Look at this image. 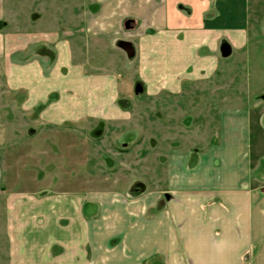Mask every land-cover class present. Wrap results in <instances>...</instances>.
<instances>
[{
	"label": "crops",
	"instance_id": "obj_1",
	"mask_svg": "<svg viewBox=\"0 0 264 264\" xmlns=\"http://www.w3.org/2000/svg\"><path fill=\"white\" fill-rule=\"evenodd\" d=\"M88 2L95 12L87 16L86 38L102 51L98 60L114 52L110 61H93L89 47L57 35H0L5 58L53 50L42 60L11 62L7 75L9 90L24 95V110L40 109L42 124L125 119L118 99L133 80L153 98L213 80L238 63L255 64L264 76V28L251 25L248 8L253 2L257 13L264 0ZM124 42L135 50L130 79L120 71ZM259 126L264 131V114ZM252 147L251 107L238 105L222 113L215 145L169 158L163 192L130 199L119 191H2L3 264H264V174L252 170Z\"/></svg>",
	"mask_w": 264,
	"mask_h": 264
},
{
	"label": "rangeland",
	"instance_id": "obj_2",
	"mask_svg": "<svg viewBox=\"0 0 264 264\" xmlns=\"http://www.w3.org/2000/svg\"><path fill=\"white\" fill-rule=\"evenodd\" d=\"M88 1L0 0V35H57L75 40L79 49L89 47L93 61H110L105 59H111L114 52L100 54L98 60L100 51L86 38L87 16L95 12ZM249 7L251 25L262 30L264 2L257 13L253 2ZM51 52V47L49 51L40 47L27 60H42L50 57ZM126 55L127 65L120 71L130 79L134 73L130 66L133 59ZM27 60L0 55V209L8 194L3 196L2 191L39 195L119 191L130 199L153 191L163 192L168 187L169 158L215 145L220 138L222 113L238 105L251 107L252 170L264 174V131L259 126L260 115L264 114V76L255 64L251 68L238 63L230 72L224 67L213 80L186 83L178 94L153 98L146 92L136 95L138 82L133 80L126 83L118 99L127 118H97L53 126L41 123L40 109L26 112L22 106L24 95L11 92L7 86L10 63ZM105 94L109 102V84ZM259 186L264 187V183ZM7 251L0 221V264L6 261L2 255Z\"/></svg>",
	"mask_w": 264,
	"mask_h": 264
},
{
	"label": "water",
	"instance_id": "obj_3",
	"mask_svg": "<svg viewBox=\"0 0 264 264\" xmlns=\"http://www.w3.org/2000/svg\"><path fill=\"white\" fill-rule=\"evenodd\" d=\"M131 25H132V21H127L126 24H125V28L127 30H130V29H132V26ZM121 47L128 54V56H129L130 59H133L134 58L135 50H134V47L131 44L124 42V43L121 44ZM140 92H142V88H140L138 86L136 88V94H139Z\"/></svg>",
	"mask_w": 264,
	"mask_h": 264
},
{
	"label": "flooded vegetation",
	"instance_id": "obj_4",
	"mask_svg": "<svg viewBox=\"0 0 264 264\" xmlns=\"http://www.w3.org/2000/svg\"><path fill=\"white\" fill-rule=\"evenodd\" d=\"M129 58V57H128ZM130 59V58H129ZM134 59V58H133ZM136 85V87H135V93H136V88L139 86L140 88H142V92H146V90H145V88H144V86L142 85V83L141 82H138L137 84H135ZM142 92H140V93H142ZM139 93V94H140ZM136 95H138V94H136ZM166 197L168 198L169 197V195H166Z\"/></svg>",
	"mask_w": 264,
	"mask_h": 264
}]
</instances>
